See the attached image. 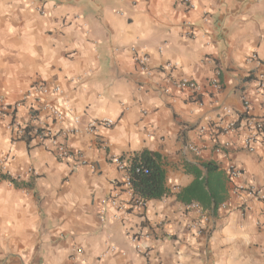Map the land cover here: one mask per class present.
Here are the masks:
<instances>
[{"label":"crops","instance_id":"0c3cea01","mask_svg":"<svg viewBox=\"0 0 264 264\" xmlns=\"http://www.w3.org/2000/svg\"><path fill=\"white\" fill-rule=\"evenodd\" d=\"M135 53L148 56L151 74ZM260 76L264 0H0V104L42 81L61 88L47 100H64L81 129L91 119L115 122L67 136L84 159L75 166L37 138H14L7 125L12 115L31 122L32 102L0 115V172L17 183L0 178V264H264V200L233 193L264 191V145L246 151L238 130L220 136L233 148L219 154L210 140L213 126L241 112L242 95L251 115L264 116ZM183 78L198 84L196 94L168 84ZM36 121L57 131L45 111ZM144 149L160 154L170 192L117 211L108 198L127 193L116 160ZM205 162L222 172L209 176L215 209L177 197ZM227 164L241 173L229 179ZM133 234L147 254L135 251Z\"/></svg>","mask_w":264,"mask_h":264},{"label":"built area","instance_id":"2783aa9c","mask_svg":"<svg viewBox=\"0 0 264 264\" xmlns=\"http://www.w3.org/2000/svg\"><path fill=\"white\" fill-rule=\"evenodd\" d=\"M41 13L43 10L39 9ZM134 51V48H131ZM253 57L255 55H252ZM133 60L139 67V70L146 74H151L152 69L149 66V58L144 55H133ZM170 65V64H169ZM171 66V65H170ZM168 84L171 87L180 90H190L193 94L198 91L199 86L192 80L188 79H169ZM210 84L213 88L218 89L220 87L218 80V71L214 72V76L210 80ZM257 90H264V77L260 76L256 79ZM170 86H165L162 92L169 93ZM61 94V88L57 85H49L45 82L38 81L33 83L29 89L25 92L22 98L16 102L10 104H0V115L14 114L15 110L22 106L24 102H32L31 107V122L22 124L17 121L12 115L11 122L7 125L11 130L14 138H24L29 136L30 138H37L40 144L44 145L47 150H52L58 159H71L75 166L84 163L82 153L79 150H71L67 144V136L71 134H77L82 130L89 132L93 135H98L101 127L112 126L115 122L112 119H91L81 129L80 117L72 112V109L63 100L59 103H52L47 100L49 97L59 96ZM195 96V95H194ZM1 100V97H0ZM242 110L235 115V119L226 122L224 125H215L210 129V140L213 144V149L216 153H227L233 148L231 140L220 139L221 135L233 134L238 130L243 131L242 147L246 151H253L255 145H264V116H253L250 114V102L246 96L241 97ZM45 111L51 120L57 126V131H53L46 125H42L41 122L36 121L38 112ZM226 114H230L229 108H224ZM243 116L239 118V115ZM36 122V123H35ZM204 128L201 127V130ZM191 150H196L191 146ZM131 164V155L119 158L116 160V165L119 170L123 172V178L120 184V188L127 193L126 198L119 197V194H112L108 198L109 204L116 208L117 211L128 210L134 207H142L145 201L133 192L131 184V175L129 173V166ZM224 173L229 179L237 177L241 170L234 164H227L224 168ZM32 171L28 169V172ZM233 193H245L251 197H257L259 200H264V191L261 188H255L253 186H236L233 188ZM227 203H223L222 207H225ZM191 206L200 209L197 202H192ZM115 217L118 218L116 215ZM103 217L101 220L103 221ZM131 240L134 242V249L137 253L147 254V251L141 246V237L137 234L131 236ZM81 252V249L75 248L74 253L71 256L72 260H75L76 256Z\"/></svg>","mask_w":264,"mask_h":264},{"label":"trees","instance_id":"16d2710c","mask_svg":"<svg viewBox=\"0 0 264 264\" xmlns=\"http://www.w3.org/2000/svg\"><path fill=\"white\" fill-rule=\"evenodd\" d=\"M242 116L240 114L238 119ZM23 139L29 142L30 137L26 136ZM202 167L205 169V174L202 175V170L200 169H193L195 179L181 191L185 192L186 195H181V192H179L177 197L181 200H188L186 196H190V198L202 204H206L209 201V203H212V208L215 209L219 198L215 193V188L209 176L212 171L221 175L222 172L218 170V166L213 162L202 163ZM128 171L131 175L133 192L138 194L144 201L160 198L170 192L165 186V172L161 165L159 153L144 149L132 154ZM0 178L8 180L14 185L17 184L16 180L7 174L0 172ZM204 186L207 187V196L202 191Z\"/></svg>","mask_w":264,"mask_h":264}]
</instances>
